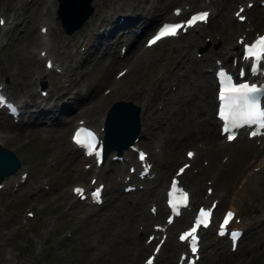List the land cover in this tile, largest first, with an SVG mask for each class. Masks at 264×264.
<instances>
[{"label":"rangeland","instance_id":"1","mask_svg":"<svg viewBox=\"0 0 264 264\" xmlns=\"http://www.w3.org/2000/svg\"><path fill=\"white\" fill-rule=\"evenodd\" d=\"M44 1L46 0H0V11L3 9L2 13L5 18H12L13 13H16L17 18L12 20L15 23L12 30L8 29L2 32V29H0V38L7 39L6 43L0 46V82L5 83L4 89L8 94L15 97L26 96L28 101L33 100V95L27 89V81L31 82L34 96L39 95L33 86L35 80L32 82L35 71L28 65L30 64V58L32 59V56L34 57L36 54V49L41 46L39 42H32L31 37L32 33L37 32V23L43 20L38 14L39 11L43 10L42 3ZM52 1L56 6V0ZM120 1L122 0H117V2ZM236 1L238 0L229 2L223 10L227 9V12H230ZM168 4L167 7L172 2H168ZM189 4H191L190 1ZM96 6L105 9L106 1L94 0L91 16L96 14L94 12ZM253 9L257 11V14L250 16V22L254 25L253 28H264V7L255 6ZM140 11L143 10L140 9ZM215 11H213V14ZM49 12L52 14L51 7ZM224 14L225 12L222 10L217 11L205 24H202L200 31L193 32L192 30L178 37L165 38L152 47L145 48L143 59L137 62L131 61L136 45L124 53L123 59L114 61L118 45L116 43L109 44V40H107L106 46L108 45V49L105 50L106 46L101 47L97 40H102V43L105 42V38L99 36L102 31V28H99L91 35L94 36V39L86 47L85 52L81 50L84 44H67L68 47L66 46L65 50L70 55L68 59L64 60L67 74L65 73L59 78L58 73L49 70L47 74L51 75L49 77L47 74L45 75V88H49L47 94L50 92L51 95L47 98V102L50 103L55 95H59L68 86L71 90L65 95L69 96L60 95L59 103L72 105L73 102L70 96L74 95L78 98L84 91L89 97L79 100L69 110L59 112L60 116L58 115V118L67 114H72L70 115L72 119L79 115L86 118L89 116L88 113L91 112L93 117L87 122L96 125L100 113L103 114V110L113 99L124 98L131 99L134 102L143 101L141 126H147L148 121H151L152 124L148 125L146 136H144L145 133L140 135L139 144L153 153V165L156 170L154 185L164 183L173 166L183 157V148L191 146L196 149V154L191 165L181 175L184 183L192 189L199 187V196L203 194L204 186H211L212 183L215 192L213 194L217 196V206L220 208L227 205L225 200H229L232 193L235 194L233 196L240 197L235 198L234 201L239 206V214L245 230L238 242L237 249L235 251L229 250L223 238L212 241L211 238H205L204 236L199 264H264V219L259 218L260 215L264 216V160H259L260 158L264 159V148L254 155L256 143L254 140L245 139L243 136L237 137L228 143L224 142L223 148L214 147V145L219 144L221 137L216 132L215 122L208 120V113H210V117H213L211 116L213 83L210 90L205 91L204 95V99H207V101H209V95L211 96V102L209 101L210 111L200 107L199 113H195L191 109L197 108L196 105L198 104L193 103V101L198 100L199 95L204 93V87H199L201 82L190 93L182 88L178 90L177 84L183 79L180 75L181 72L187 71L185 51H187L186 54L189 52L191 57H198L199 55L194 56V50L198 44L203 45L204 41H209L204 48L207 50L209 47H213L214 42H216L217 47L225 46V39L220 38L222 33H230L231 40H233L234 32L229 31L227 23L229 20ZM96 15L97 17L94 16L93 19L91 18L92 20L87 19L81 28L73 30L72 34L70 33L72 37L74 36L73 39L80 36V33L83 34L84 38L86 34L88 35L91 26L94 25L91 24L89 28L90 22L96 24V20L99 19L98 14ZM38 17L40 20H38ZM222 21L224 24H221ZM136 22L134 21V24ZM237 24L241 25L240 23ZM55 25V29L50 32L51 28L49 27L48 33H50L45 35L48 37V43L50 44L60 36H70L62 30L57 18ZM199 34L201 35L198 36ZM214 34L218 35L219 40ZM205 36L210 38L205 39ZM192 37H197L199 41L196 40L187 47H182ZM226 42L230 43V40L226 38ZM178 46L180 50L175 49ZM223 48L221 47V49ZM92 50H94V55H91L90 51ZM215 50V53L219 52ZM101 51L103 54H100ZM159 52L161 54H158ZM208 52L211 53V51ZM89 57L91 60L86 61ZM96 57L98 58L95 59ZM93 59L94 61H92ZM176 61H179L178 69L174 65ZM181 61H183L182 64ZM125 63L131 68H128L124 74L132 73V68L136 63H138V66L134 69L133 77L127 82L128 85H122V88L118 89L117 80L124 74L116 79L114 78V71L125 65ZM39 66L42 68L41 60H38V68ZM188 73L189 75L184 73V77L189 79L188 82L192 80L191 77L198 76V74L194 75L189 71ZM207 73L211 75L210 71H207ZM54 75L57 77H54ZM49 79L52 80L50 84ZM54 79H57L56 82H54ZM105 87H109V89L104 91L103 88ZM167 89L170 92L172 91L171 94L177 91L180 93L181 91L180 96L183 95L182 99L188 103L189 109H182L178 111V114L172 109L163 110L166 102L164 101L163 92ZM176 102L174 95H171L167 100V106ZM50 114L37 117L34 123L26 124V127L29 128L24 129L19 124L13 123L9 117H6L0 111V122L4 121L9 124L3 127L0 126V134L6 131L8 134L14 133V136L8 140L2 137V144L12 149L18 157L19 166L27 170L26 181L24 180L15 188L8 184L0 190V264H137L139 258L149 247L146 246V249H140L142 251L134 249V245L136 242H140L147 228L137 226L140 225L139 221H141L138 219L137 213L145 209V203L148 202L151 195L154 196V193L150 191L151 194L142 199H138L140 190H136L139 191L138 193L133 190L128 193L122 192L116 196L118 183L115 182L114 172H117L119 168H115L110 171H102L103 177L101 176V178L104 182L105 200L99 207L89 209L92 214H88L84 210H88L87 205L78 203L71 205L68 201L67 185L79 179L86 180L88 170H84L80 166L79 156L67 140L70 122L65 126H60L56 120L46 124L43 119ZM171 114L173 115L171 116ZM184 116H187L190 122H184L182 120ZM200 121L204 123L202 126H200ZM184 125H187L188 128L184 129ZM156 139L161 141V144L158 145L161 151L154 152V142H157L154 140ZM108 164H113L112 167H118L117 163L114 162L107 163L104 168L109 167ZM250 166L251 171L255 173L254 176L249 179V182L248 180L243 182L244 185L240 187L242 191L240 188L233 191L235 178ZM252 166L258 168L253 170ZM80 168L83 170L80 171ZM10 177L13 176L10 175ZM42 180L43 182L46 181L48 188L42 187ZM25 206L32 209V216H23ZM95 209L96 211L93 212ZM133 217L137 219L133 220ZM23 218H25L24 222H22ZM158 218H160V214L156 219ZM178 223L179 220L174 221L172 228H175ZM139 229L142 230L141 233H137L136 230ZM206 233L210 234L207 230L204 235ZM171 240L173 239L170 238L165 241L155 264H174L175 251L174 249H167ZM6 255L7 257L9 255V261L5 260Z\"/></svg>","mask_w":264,"mask_h":264},{"label":"bare ground","instance_id":"2","mask_svg":"<svg viewBox=\"0 0 264 264\" xmlns=\"http://www.w3.org/2000/svg\"><path fill=\"white\" fill-rule=\"evenodd\" d=\"M179 1L180 0H126V1H120V2H117V0L115 1V0H107L106 1V7H105V9H101V8H99V7H97L96 8V11H94L96 14H98V16H99V19H98V21H97V25L96 24H94L93 26H91V29H90V31H89V33H88V40L87 41H89L90 40V38H91V34H92V32H95L97 29H99V28H102L103 30H104V33L106 34V35H112L111 37L113 38L114 37V40H118V39H120L121 37H122V34H123V31H119V30H117V29H120V28H126V30H128L129 29V26L130 27H132V25H134V23H132V21H134V20H137V19H139V18H141V22H142V32L143 31H145V30H147L148 28H149V26L153 23V22H155L157 19H159L160 17H163V18H167V15H169L168 14V11H169V6L167 7V4H168V2L170 3V2H172V3H177L176 5H179L178 3H179ZM189 1H190V3L191 4H189ZM233 2L234 0H209L207 3H205V2H203L202 0H185V2L186 3H188L189 5H193V4H198V6L197 7H202V6H211V7H213V8H216V11L214 12V14L217 12V11H219V10H222V11H224L225 12V14H224V16L227 18V20H229V23L231 24L232 23V18L230 17V15H229V13L227 12L228 10L226 9V10H223V8L226 6L227 7V4L229 3V2ZM54 2V1H53ZM245 2H246V0H245ZM64 3V2H63ZM100 3V2H99ZM97 4V3H96ZM185 4V3H184ZM41 5V4H40ZM62 5V4H61ZM169 5V4H168ZM255 5H257V4H255ZM255 5H251L248 9H247V11H248V13L250 14V16L252 17V16H254L255 14H257V11H255L254 9H253V6H255ZM135 6H138L139 7V9L137 10V13L136 14H129V12L131 11V10H133V8L135 7ZM64 7L65 8H67L68 10H69V5L66 3L65 5H64ZM212 8V9H213ZM26 9V8H25ZM140 9L141 10H143V11H140ZM182 9H184V7H182ZM26 11V10H25ZM40 12V11H39ZM44 13H43V15L44 16H40V18H42L43 20L41 21V23H46L45 21H47L48 22V24H49V26H50V28H52L53 27V24H54V21H50L49 19H47L45 16H47L48 14H49V11H48V7L45 5V8H44V11H43ZM119 15H121V19H118V16ZM89 17H88V20H91V13H90V15H88ZM118 19V21H120V22H118V23H116V20ZM86 20V19H85ZM103 20V21H102ZM19 21V20H18ZM106 23H108L107 25H106ZM40 25V24H39ZM92 30V31H91ZM117 30V31H116ZM200 31V30H199ZM48 33V31H46V34ZM71 34H72V32H71ZM43 37L44 36H40L39 34H35V33H32V37H31V39L33 40L32 42H40L41 43V47H46V51L49 53V54H51V55H49L54 61H56V62H58L59 64H60V66L62 67V69L64 68H66V63L64 62V60H63V58H65L66 56H68V54L65 52V50H64V47L67 45V43H68V41H70L71 43H72V35H70V36H68V38H66L65 36H60V37H58L57 39H54V41H53V43H51V44H49V43H47L46 45H44V41L45 40H43ZM74 37V36H73ZM92 37H94V36H92ZM227 39H229L230 40V34H227V36H225ZM48 38V37H47ZM99 38V37H98ZM100 39V38H99ZM196 40H198V38L196 37H192V39H190V41H188V43L187 44H183L182 45V47H187V45H189V44H191V43H193V42H195ZM74 41H75V39H74ZM73 41V42H74ZM86 41V42H87ZM102 41V40H101ZM137 41V37H135L134 38V43ZM199 41V40H198ZM117 42V41H116ZM132 44V46H134L135 44ZM110 44V43H109ZM114 45V44H113ZM131 46V47H132ZM61 48V50H59L60 48ZM68 47V46H67ZM99 47V46H98ZM103 47H105V46H103ZM130 47V48H131ZM129 48V49H130ZM62 49H63V51H62ZM91 49V48H90ZM106 49V48H105ZM110 49V48H109ZM128 48H126L125 49V51L127 50ZM175 49H179L180 50V47L178 46V47H175ZM144 50H146V49H144ZM172 50H173V48H172ZM187 50V49H186ZM81 51V50H80ZM94 50H92V51H90L91 52V55H94L93 52ZM135 51H136V53H135ZM135 51H134V53H133V57H132V59H131V61H135V62H137V61H140V60H142L143 59V49H141V50H138V49H135ZM165 51V50H164ZM216 52H217V49L215 50ZM33 52V51H32ZM62 52H64V54H62ZM85 52V51H84ZM83 52V53H84ZM186 52L187 51H185V57H186V59H187V61H186V72H184V71H182L181 72V77H183V79H182V83L180 82V83H177L178 84V90H180V88H182V89H184L185 91H187V92H189L190 93V91H194V88H195V86L199 83V82H201V84L199 85V87H204V93H201V95H199V98H198V100H195V101H193V103L195 102V103H197L198 105H196L197 106V108L195 107L194 109H191V110H193L195 113H199V111L201 110V108L200 107H202L204 110L205 109H207L206 111H209V107H210V98L208 97V100L209 101H207V99L205 100L204 99V95H205V91H209L210 90V87H211V82H212V80H211V77H210V75H209V73H207V72H201L200 71V69H202V65L200 64V62H202V61H206V62H208L209 61V57H210V52H207V53H205V54H203L204 56H202L200 59H196L195 57H191V56H189L190 54H189V52H188V54H186ZM168 53V52H167ZM177 53V52H176ZM34 54V53H33ZM100 54H103V52L101 51V53ZM105 54V53H104ZM110 54V53H109ZM158 54H161L160 52L158 53ZM87 55V54H86ZM90 55V56H91ZM168 55V54H167ZM30 56V55H29ZM32 56V55H31ZM123 56V55H122ZM122 56H116L115 57V59H114V61H120L121 59H123L122 58ZM157 57V56H156ZM159 57H161V55H159ZM166 57H168V56H166ZM72 58V57H71ZM93 58V57H92ZM98 57H96L95 59H97ZM73 59H75V58H73ZM162 59V58H161ZM160 59V60H161ZM177 59V58H176ZM71 60V59H70ZM78 60V59H77ZM76 60V61H77ZM88 60H91V58L89 57V58H87L86 59V61H88ZM155 60V59H154ZM153 60V61H154ZM166 61H167V59H165ZM182 60H183V58H182ZM69 61V60H68ZM74 61V60H73ZM80 61V60H79ZM92 61H94V59L92 60ZM152 61V60H151ZM78 62V61H77ZM169 62H170V60H169ZM155 63V62H154ZM183 63V61H181V64ZM41 64V63H40ZM138 63H136L135 65H134V67L132 68L133 70H132V73L130 72L129 74H124L122 77H120L118 80H117V87H118V89H121L122 88V85H128V83L127 82H129V80L133 77V74H134V69H135V67L136 66H138L137 65ZM147 64V63H146ZM178 64H179V61H176L175 62V66H176V68L178 69L179 67H178ZM74 65V64H73ZM156 65V64H155ZM131 66V65H130ZM28 67H30V68H33V70L35 71V72H37V75L39 76V77H44V75L45 74H47L49 71H45V70H42V68H40V66H39V68H38V59L36 58V57H33L32 56V59L30 58V64L28 65ZM141 67V66H140ZM174 67V66H173ZM75 68V67H74ZM129 68H131V67H129ZM182 68V67H181ZM7 69V68H6ZM73 69V68H72ZM71 69V70H72ZM28 70V69H27ZM30 70V69H29ZM180 70V69H179ZM67 71V70H66ZM173 71V70H172ZM188 71L189 72H191V73H193L194 75L195 74H198V76L197 77H194V78H196V79H194V78H192L191 77V81L190 82H188V80L189 79H186L185 77H184V73L186 74V75H189V73H188ZM76 72V71H75ZM149 72V71H148ZM174 72V71H173ZM198 72H200V73H198ZM27 73V72H26ZM69 73V72H68ZM153 73V72H152ZM190 73V74H191ZM62 74H64V71H62L61 72V74L60 75H62ZM67 74V73H66ZM146 74V73H145ZM149 74H151V73H149ZM48 75V74H47ZM148 75V74H147ZM26 76V75H25ZM32 76V75H31ZM56 75H54V77H55ZM74 76V75H73ZM157 76V75H156ZM57 77V76H56ZM53 78V77H52ZM185 78V79H184ZM59 79V78H58ZM176 79V78H175ZM31 80V79H30ZM74 80V79H73ZM141 80V79H140ZM158 80H160V79H158ZM184 80V81H183ZM24 81V80H23ZM26 81V80H25ZM99 81H101V80H99ZM161 81V80H160ZM33 82V81H32ZM66 82V81H65ZM73 82V81H72ZM159 82V81H158ZM142 83H144V82H142ZM25 84V83H24ZM59 84V83H58ZM75 84V83H74ZM80 85V84H79ZM114 85H116V84H114ZM202 85V86H201ZM25 86V85H24ZM26 86H27V89L30 91V93H32L33 94V91H32V86H31V82L30 81H27L26 82ZM34 86V85H33ZM57 86V85H56ZM133 86V85H132ZM143 86V85H142ZM2 87H5V84L3 83V85H2ZM7 87V86H6ZM73 87V86H72ZM177 87V86H176ZM60 88V87H59ZM68 88V87H67ZM65 89L64 90V93H67V90L68 89ZM76 88V87H75ZM134 88V87H133ZM141 89H143V88H141ZM176 89V88H175ZM48 90V89H47ZM58 90V89H57ZM170 90V89H169ZM196 90V89H195ZM36 91V90H35ZM51 91V90H50ZM60 91V90H59ZM197 91V90H196ZM73 92V91H72ZM93 92V91H92ZM137 92H138V89H137ZM53 93V92H52ZM63 93V94H64ZM77 93V92H76ZM95 93V92H94ZM164 96H165V100L164 101H166L165 102V109H163V110H170V109H172L173 111H176L177 112V114L179 113L178 111H180V110H182V109H189V106H188V103H186V101L184 102V100L182 99L183 98V95H181L180 96V93H181V91H180V93L177 91L176 93H174V94H171L172 93V91L170 92V91H168V89L167 90H165L164 92ZM193 93V92H192ZM57 94V93H56ZM143 94V93H142ZM196 94V93H195ZM209 94H210V92H209ZM208 94V95H209ZM36 95V94H35ZM55 95V94H54ZM65 95V94H64ZM89 95V94H88ZM171 95L173 96L174 95V98H175V100H177V102L175 103V104H173V105H171L170 104V106H167V100L171 97ZM185 95V94H184ZM32 96V95H31ZM163 96V95H162ZM210 96V95H209ZM89 97V96H88ZM87 97V94H85L84 95V97H82V98H80V100H82V99H85V98H88ZM64 98V97H63ZM158 98V97H157ZM207 98V97H206ZM146 99V98H145ZM41 100H42V98L39 100V101H37V102H34L35 104H37L38 105V103H41ZM24 101V105H27V101L26 100H23ZM79 100H76V102L75 103H77ZM81 102H83V101H81ZM74 103V102H73ZM74 103V104H75ZM146 103V102H145ZM45 104H43V108L42 109H39V112H42L43 114H46V112L47 111H49V110H51L52 112L51 113H53V108L51 107V105H48L47 107L46 106H44ZM54 105H56V104H54ZM73 105V104H72ZM92 105V104H91ZM200 105V106H199ZM140 106H142V104H140ZM163 107V106H162ZM56 108H58L59 109V107L57 106ZM78 108V107H77ZM158 112V111H157ZM89 114V116H87L88 118H87V120H90V118H92L93 116H92V114H91V112H89L88 113ZM173 114H175V113H173ZM173 114H171V116L173 115ZM184 114V113H183ZM209 115H208V120H210V122H212V121H214V117H210V113H208ZM70 115H72V114H67V115H64V116H62V117H60V118H58V119H56V121L58 122L57 124H59L60 126H65V125H67L70 121H71V119H72V117L70 116ZM150 115V114H149ZM153 115V114H152ZM60 116V115H59ZM102 116V114L99 116V118H100V120H101V117ZM155 116V115H154ZM166 116V115H165ZM148 118V117H147ZM53 119V118H52ZM94 119V118H93ZM180 119V118H179ZM92 120V119H91ZM96 120V119H95ZM182 120H184V122H186V121H189L190 122V120H189V118L187 117V116H184V118L182 117ZM144 121V120H143ZM94 122V121H93ZM99 122V121H98ZM154 122V121H153ZM201 122V121H200ZM187 123V122H186ZM6 124H8V123H6V122H4V121H1L0 122V126L1 127H3V126H6ZM17 124H19V126L21 127V128H29V127H26V125L24 124V123H21V122H19V123H17ZM54 124V123H53ZM99 124V123H98ZM98 124H96V128H98ZM149 124H151V122H149ZM154 124V123H153ZM204 123L203 122H201V124H200V126H202ZM9 125V124H8ZM29 125V124H28ZM37 125V124H36ZM17 128V127H16ZM39 128V127H38ZM42 128V127H41ZM45 128V127H44ZM150 128V127H149ZM182 128V127H181ZM186 128H188L187 127V125H184V129H186ZM201 128V127H200ZM203 128V127H202ZM157 129H158V127H157ZM31 130V129H30ZM37 130V128L35 129V131ZM43 130V129H42ZM45 130V129H44ZM41 131V130H40ZM25 132V131H24ZM156 132V131H155ZM20 133V132H19ZM39 133V132H38ZM138 133H139V135L140 134H143V133H145V134H148V128L147 127H140L139 128V131H138ZM154 133V132H153ZM17 134V133H16ZM152 134V133H151ZM36 135V134H35ZM14 136V133L12 132L11 134H8V132L6 131V132H4L3 134H1L0 135V137H3V138H5L6 140H8V139H10L11 137H13ZM31 136V135H30ZM29 136V137H30ZM37 137H39V136H37ZM45 137V136H44ZM2 138V139H3ZM139 138V137H138ZM138 138L136 139V142L138 141ZM14 139V138H13ZM140 140V139H139ZM1 141V140H0ZM159 143V142H158ZM223 145V143H221L219 146H222ZM214 147H216V148H218V145H214ZM223 148V147H222ZM262 148H264V141L263 142H261L260 144H258L256 147H255V149H254V155H256V154H258L259 153V151L260 150H262ZM264 151V150H263ZM263 151H262V153H263ZM264 157V156H263ZM130 159L131 160V158H132V155H131V152H127V157H126V159ZM260 158V157H259ZM260 161L262 160H264L263 158H260L259 159ZM262 164V163H261ZM119 170V169H118ZM248 170H251L250 169V167H248V168H246L245 170H244V172H241L240 173V175H238L236 178H235V181H234V188H240L241 186H243L244 184H243V182H245V181H247L248 180V182H249V179H251L253 176H254V172L253 171H248ZM97 174H98V171H95ZM80 173V172H79ZM101 173V172H100ZM103 177V176H102ZM115 177V176H114ZM135 178H133V180H134ZM233 180V179H232ZM26 181V180H25ZM155 180H153L152 181V178L150 179V180H148L147 181V184H146V188H144L143 190H141V191H143V193L142 192H140L139 193V196H138V194H137V196L139 197H137L138 199H141L143 196H146V195H149V194H151L149 191H151V190H153L152 189V187H151V183L150 182H154ZM158 182V181H157ZM154 185V184H153ZM249 185V184H248ZM37 186V185H36ZM40 186V185H39ZM234 188L232 189L233 191H234ZM244 188H245V186H244ZM198 189H199V187H194L192 190H193V192H192V194H191V197H194V198H196V197H200L199 196V194H198ZM156 190H158V191H160L161 192V188L160 187H158V188H156ZM231 190V191H232ZM240 190H241V188H240ZM136 191V190H135ZM232 191V192H233ZM242 191V190H241ZM137 192V191H136ZM139 192V191H138ZM137 192V193H138ZM243 192H245V191H243ZM128 193V192H127ZM213 193H215L214 192V190H213V192L211 193V194H213ZM242 193V192H241ZM233 194L234 193H232L231 194V196L229 197V200H225V202L227 203V207H231V208H233L234 209V211H235V215L236 216H238L239 215V206L236 204V202L234 201V199L235 198H237L238 196H233ZM238 194V193H237ZM235 195V194H234ZM127 196V195H126ZM152 196V195H151ZM208 197V196H207ZM206 197V198H207ZM214 197V196H213ZM194 198H192V199H194ZM201 198H203V197H201ZM238 198H240V197H238ZM75 200H73V201H71V202H74ZM151 203H153V204H157V206L159 205V203H158V198L156 197V198H152V202ZM130 205V204H129ZM130 207V206H129ZM134 208H135V206H133ZM132 209V208H131ZM69 211V210H68ZM138 212V211H137ZM136 212V213H137ZM68 213V212H67ZM95 214V213H94ZM134 215V214H133ZM132 215V216H133ZM137 216L141 219V220H145L146 218H147V216H146V214H144V213H142V212H138L137 213ZM95 217V216H94ZM153 217H155V216H153ZM96 218V217H95ZM100 218V217H99ZM134 219L133 220H135V219H137V218H135V217H133ZM138 218V219H139ZM2 224V223H1ZM233 225H237L236 223H234ZM138 233V232H137ZM130 235H132V234H130ZM128 236V235H127ZM129 239V238H128ZM135 239L136 240H138V238H136L135 237ZM134 239V240H135ZM131 240V239H130ZM133 240V241H134ZM135 240V241H136ZM126 242V241H125ZM137 243V242H136ZM170 243V242H169ZM179 245V243L178 242H175V241H171V243L169 244V246H167V249H169V250H171V249H174L176 246H178ZM141 247H145V245L144 244H142L141 245ZM101 249V248H100ZM102 250V249H101ZM168 250V251H169Z\"/></svg>","mask_w":264,"mask_h":264},{"label":"snow or ice","instance_id":"3","mask_svg":"<svg viewBox=\"0 0 264 264\" xmlns=\"http://www.w3.org/2000/svg\"><path fill=\"white\" fill-rule=\"evenodd\" d=\"M243 8L240 9L236 13V16L243 20L244 17L241 15ZM179 10H177V14ZM209 13L199 12L193 14L186 22L181 23H166L164 24L158 32L149 40V45L156 43L162 38L171 37L178 34V31L184 29L185 27H191L198 22H206ZM3 23V21H0ZM246 59L253 60V65L251 68L252 73L255 75L260 71L258 65L261 62H264V36H259L251 45L246 46ZM49 66L51 64L49 63ZM245 73L242 69L240 72V76L243 79ZM218 76L221 79V88L219 92V100L220 110L219 116L224 121L223 131L228 133V140L231 141L234 139L233 129H237L247 126H256L258 130H264V105L261 103V98L264 96V85H256L250 84L247 81L242 83H234L233 77L225 71H220ZM2 97H0V101H2ZM82 132L85 130H78L74 136V140L77 144L87 145L89 152L95 149V136L92 132H86V135L82 136ZM257 131H253L251 135H257ZM188 155L191 157L193 154L190 152ZM145 158L144 153H140V159L143 161ZM187 167V165H185ZM184 169H180L183 172ZM173 192L176 190V181L172 182ZM74 191L83 196L84 190L81 188H76ZM172 193H170L171 197ZM93 199H99V190L95 191L93 194ZM187 202V194H184L183 200L180 202L181 204H186ZM169 204L173 210L177 209V203L173 199H169ZM211 210H205L201 208L199 210V214L195 219L193 227L184 232L180 236V240L185 241L190 238L191 240V250L193 253L197 251V242L198 237L196 235L197 229L201 226L207 227L211 218ZM31 215V214H30ZM233 213L228 212L223 225H221V232H223L224 226L228 224L229 220L232 218ZM233 240L238 237V232L231 233ZM158 250V249H157ZM147 264H153L152 259L150 258L147 261Z\"/></svg>","mask_w":264,"mask_h":264},{"label":"water","instance_id":"4","mask_svg":"<svg viewBox=\"0 0 264 264\" xmlns=\"http://www.w3.org/2000/svg\"><path fill=\"white\" fill-rule=\"evenodd\" d=\"M66 3L69 5V10L64 7ZM88 11H90L88 0H59V7L57 9L58 16L62 21L64 27H66L67 29L79 25L81 20L87 15ZM129 108L130 101L128 100H117L113 102V109L111 110L109 117L106 120L108 137L111 134L113 136L120 134L127 128H129L127 139L132 135V128L135 127V124L130 121H127ZM0 150L4 151V153L2 154L0 152V159L2 157H6V159H8V155H10V157H12L13 155L10 150L5 149L3 147H1Z\"/></svg>","mask_w":264,"mask_h":264}]
</instances>
